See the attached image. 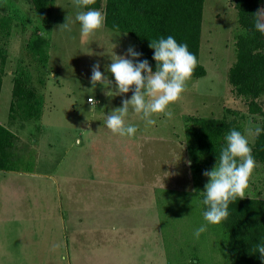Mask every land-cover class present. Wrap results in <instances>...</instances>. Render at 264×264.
Masks as SVG:
<instances>
[{"label":"rangeland","instance_id":"1","mask_svg":"<svg viewBox=\"0 0 264 264\" xmlns=\"http://www.w3.org/2000/svg\"><path fill=\"white\" fill-rule=\"evenodd\" d=\"M234 6L235 0H204L199 62L206 75L187 81L169 106L170 118L154 114L156 124L145 126L141 114L130 111L126 121L138 125L137 133L121 137L107 128L105 114L132 92L114 95L115 78L106 69L115 54L126 55L129 46L137 50L136 41L105 26L85 36L79 22L70 32L63 30L60 25L75 18L73 0H55L49 30L40 26L28 0H0V16L12 20L0 124L7 127L11 77L19 66L43 99L39 120L11 121V131L35 150L36 162L32 173L0 172V264H74L78 249L71 236L80 226L92 228L97 213L99 232L108 233L116 248V264H229L224 234L209 225L199 239L193 236L205 223L195 190L203 191L208 177L193 183L185 163L184 119L232 120L242 114L250 146L261 128L264 118L248 113L247 100L227 79L240 30ZM34 33L49 41L46 66L26 49ZM97 62L113 81L109 88L92 86ZM89 97L96 101L93 109ZM256 102L264 110V95ZM245 196L264 199L259 163ZM81 240L87 256L78 255L85 259L75 264H100L90 240Z\"/></svg>","mask_w":264,"mask_h":264},{"label":"trees","instance_id":"2","mask_svg":"<svg viewBox=\"0 0 264 264\" xmlns=\"http://www.w3.org/2000/svg\"><path fill=\"white\" fill-rule=\"evenodd\" d=\"M40 26L49 30L55 0H28ZM104 3V5H103ZM106 13L105 27L131 36L137 43L138 59L147 58L155 71L154 49L150 41L160 36L173 35L178 42L187 43L197 57L191 78L206 75L199 62L204 0H93L87 7ZM239 31L235 37L236 60L229 68L227 79L237 96L247 101L249 114L264 118V110L256 99L264 95V34L254 28V14L264 7V0H235ZM12 20L0 16V93L5 74L7 44L11 35ZM49 41L38 33L31 34L26 49L33 59L46 66L49 58ZM11 96L8 120H39L43 99L31 85V77L19 66L11 78ZM232 128L243 133L244 116L226 120L186 116L184 131L186 152L191 161L190 170L195 186L200 185L203 172L212 169L224 144L223 137ZM261 128H264V121ZM252 154L264 170V132L256 134L251 145ZM36 152L7 127L0 124V172L32 173ZM201 212V196L197 194ZM229 216L219 225H210L226 237V254L229 264H262L254 244L264 236V199L256 196L237 198L229 205Z\"/></svg>","mask_w":264,"mask_h":264},{"label":"clouds","instance_id":"3","mask_svg":"<svg viewBox=\"0 0 264 264\" xmlns=\"http://www.w3.org/2000/svg\"><path fill=\"white\" fill-rule=\"evenodd\" d=\"M92 2L93 0H73L76 8L75 18L66 19L60 27L70 32L72 24L79 22L80 33L85 36L103 29L106 13L88 8ZM254 28L264 34V7L254 14ZM149 46L154 49L155 71L147 58L138 59L143 53L137 51L135 46H129L126 55L115 54V57H111L112 62L106 69L115 78L117 91L114 95L132 92L130 98L122 100L121 107L105 114L107 128L121 137H133L137 133L138 125L126 121L130 111L141 114L145 126L156 124L154 114L163 113L170 118L173 113L169 106L186 90L187 81L198 62L196 55L189 50L188 44L178 42L173 35L153 39ZM90 79L93 88L98 82L105 88L113 84L108 75L101 72L98 62L92 66ZM109 92L112 91L109 89L106 94ZM89 101L92 109L95 108V99L89 97ZM261 132H264V128L258 127L256 134L259 135ZM223 140L224 144L215 166L203 172V175L208 177L203 191L195 190L201 196L200 203L204 206L202 215L205 221L194 228L193 236L196 239L208 230L209 225H219L228 218L229 205L238 197H245V190L249 186L254 170L258 167L245 134L232 128L225 133ZM79 142L77 139L76 143ZM185 163L190 164L191 161L186 159ZM253 252L259 254V259L264 264V236L254 244Z\"/></svg>","mask_w":264,"mask_h":264},{"label":"crops","instance_id":"4","mask_svg":"<svg viewBox=\"0 0 264 264\" xmlns=\"http://www.w3.org/2000/svg\"><path fill=\"white\" fill-rule=\"evenodd\" d=\"M2 85H3V80H2ZM11 87H12V83H11ZM1 90H2V86H1ZM11 125L12 126H15V124H11V122L8 120V122H7V128L9 130H11L10 129L11 128ZM25 174H27V173H25ZM100 219H101V215H100V213H97L95 215V217H93V222L94 223H92V228L89 227V226H85L84 225V229L85 230L82 231L83 229L80 226L77 229V231L71 236V238L76 243L77 249H78V253L77 254L74 253V252L72 253V255H73L72 261L74 262V264L76 262L82 263L83 259H85V258L81 259V257L78 258V255L82 254L83 256H85V255L87 256L86 251H85V248H84L85 245H83V242L81 240L82 238L90 240L91 245L93 244V252H92V255H95L96 253H98L100 255L99 257H96V255H95V258L98 259L95 262H98L100 260V264H116V248H115L114 244L112 243L111 237L109 236L108 233L105 232V233H102L101 234L99 232V227H100V223H101V220ZM77 221H78V225H82V224H80V221H81V218L80 217H77ZM87 227L88 228H91V229H94L92 231V233H91V229H87ZM66 240H67V238H66ZM103 255H104V257H103ZM89 258L90 257H88L87 259H89ZM94 260L95 259H93V261Z\"/></svg>","mask_w":264,"mask_h":264},{"label":"built area","instance_id":"5","mask_svg":"<svg viewBox=\"0 0 264 264\" xmlns=\"http://www.w3.org/2000/svg\"><path fill=\"white\" fill-rule=\"evenodd\" d=\"M87 102H89V103H90V101H89V98L87 99Z\"/></svg>","mask_w":264,"mask_h":264},{"label":"water","instance_id":"6","mask_svg":"<svg viewBox=\"0 0 264 264\" xmlns=\"http://www.w3.org/2000/svg\"><path fill=\"white\" fill-rule=\"evenodd\" d=\"M191 164V163H190Z\"/></svg>","mask_w":264,"mask_h":264}]
</instances>
